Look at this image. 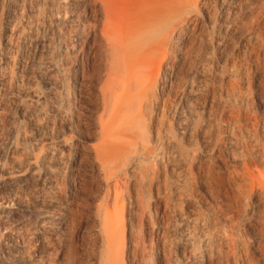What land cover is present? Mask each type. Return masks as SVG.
<instances>
[{
	"label": "bare ground",
	"instance_id": "bare-ground-1",
	"mask_svg": "<svg viewBox=\"0 0 264 264\" xmlns=\"http://www.w3.org/2000/svg\"><path fill=\"white\" fill-rule=\"evenodd\" d=\"M122 3L0 0V264H264V97L223 71L243 52L264 80V0Z\"/></svg>",
	"mask_w": 264,
	"mask_h": 264
},
{
	"label": "rangeland",
	"instance_id": "rangeland-1",
	"mask_svg": "<svg viewBox=\"0 0 264 264\" xmlns=\"http://www.w3.org/2000/svg\"><path fill=\"white\" fill-rule=\"evenodd\" d=\"M118 2L120 1V3L124 4V0H117ZM255 25H258L259 30H260V36L258 38V41L255 44V48L257 50V54H259V56H262L264 53V16L261 15V13L259 11H257L256 13L250 15L247 19V27L250 29L252 27H254ZM234 60L235 61V65L234 67H231V65H228L226 69H224V73L228 72V71H234V72H238L241 73L244 77H246L247 79V85L244 87V91L247 96H248V100H249V106L252 112L257 113V97L262 96L264 97V80H262L260 78L259 75H255V70L258 66L257 64V57H253L250 56L246 53L240 52L238 55H229V60ZM26 61H23L22 65H24L25 67ZM17 76H20L22 78L25 79V74L24 73H17ZM48 79L47 74L44 71L38 70L36 74H32L31 75V83L38 89L39 93H47L45 92L46 89H44L43 87V82L48 81L46 80ZM64 97H66L67 95H70V88L68 87V81L64 87ZM60 92H58L59 94ZM46 104L47 106L50 104V100L46 99ZM233 106H238L237 103H232ZM45 109L47 110V108L45 107ZM48 114L47 117V121H46V131L44 132L45 135L47 136V139H49V142H56L57 138H59L61 135H63L64 138L69 139L70 138V134L66 133L65 131H63L61 129V126L59 124V122L57 121V118H55L52 114H50L49 112H46ZM199 113H201V111H199ZM220 114L217 115V124H220ZM22 123L26 124V121L23 120ZM220 133L218 131H215L214 137H213V144H217L220 138ZM47 143V142H44ZM192 150L197 151L198 150V146H192L191 147ZM59 165L62 168V170H64V168L67 167L66 161L62 158L59 161ZM25 198V195H24ZM148 203H146L145 206H147ZM14 215L16 217V219H24L27 217V211L24 208H14ZM127 214L124 210V225L128 224L127 221ZM130 224H132V229L134 230L135 235L144 238V240L146 239V242H144V246L146 249V253H147V260L149 261L150 259V252L154 246V242L151 238L146 237L145 235V230H144V226L139 223L138 221H136L133 218V221L130 220ZM18 244H20V238L16 233H9L8 237L7 236H3V240H2V245L0 246V259H6L9 260L10 262H13V260L11 259V257H9V251H11V249H13L14 247H16ZM50 258V259H49ZM46 261H49L52 259V256H48L43 258ZM188 264V263H186Z\"/></svg>",
	"mask_w": 264,
	"mask_h": 264
}]
</instances>
